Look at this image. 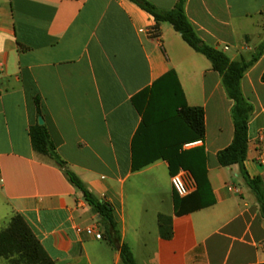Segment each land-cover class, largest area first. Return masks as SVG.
<instances>
[{"label": "crops", "instance_id": "0c3cea01", "mask_svg": "<svg viewBox=\"0 0 264 264\" xmlns=\"http://www.w3.org/2000/svg\"><path fill=\"white\" fill-rule=\"evenodd\" d=\"M148 1L171 10L179 0ZM185 10L201 40L232 61H249L264 43V0H186ZM171 70L188 106L205 112L195 148L206 151L215 198L180 215L166 161L132 170L142 122L132 98ZM263 74L264 53L241 89L254 108L245 167L264 183ZM233 105L210 61L129 0H0V230L19 214L58 264H123L82 192L33 149L29 130L42 117L69 169L113 205L137 264H264L257 198L239 166L217 159L234 138ZM160 217L171 220L170 239Z\"/></svg>", "mask_w": 264, "mask_h": 264}, {"label": "trees", "instance_id": "16d2710c", "mask_svg": "<svg viewBox=\"0 0 264 264\" xmlns=\"http://www.w3.org/2000/svg\"><path fill=\"white\" fill-rule=\"evenodd\" d=\"M129 1L151 15L157 26L161 23L170 24L193 50L210 61L213 70L221 76L227 96L234 103L232 108L234 138L230 146L218 153V163L224 168L239 166L246 184L257 198L264 219V183L261 178H251L245 167L249 123L254 108L244 97L241 89L245 73L263 55L264 43L257 48L249 61L245 59L232 61L222 51L201 40L187 17L186 0H179L171 10H161L148 0ZM262 80L264 82V74ZM132 103L142 117L132 143V170L138 171L162 159L169 164L172 176L180 170L190 173L197 190L184 198L177 196V199L180 198L179 202L176 201L177 215H180L178 208L201 209L215 204L208 180L207 155L204 147L184 150L185 144L205 138V112L202 108L188 106L176 72L169 71L152 87L134 96ZM35 104L40 116L42 113L39 99L35 100ZM29 134L33 149L52 159L65 172L70 182L82 192L85 201L99 217L103 239L120 252L122 263L137 264L129 245L122 242L114 219L113 205L96 198L82 180L69 169L68 163L58 154L45 125L35 124L30 128ZM159 233L163 239L172 237L170 219L159 218ZM0 260H6L7 264H58L47 254L19 214L14 215L8 225L0 230Z\"/></svg>", "mask_w": 264, "mask_h": 264}, {"label": "built area", "instance_id": "2783aa9c", "mask_svg": "<svg viewBox=\"0 0 264 264\" xmlns=\"http://www.w3.org/2000/svg\"><path fill=\"white\" fill-rule=\"evenodd\" d=\"M228 49V48H226ZM203 143L202 140L190 142L184 145V149H193L197 146H201ZM187 173L184 170H180L177 174L171 177V184L174 192L177 194L178 197L184 198L190 195L195 189L196 185L194 183H189L187 181ZM98 239H101V235L97 236Z\"/></svg>", "mask_w": 264, "mask_h": 264}, {"label": "water", "instance_id": "95a60500", "mask_svg": "<svg viewBox=\"0 0 264 264\" xmlns=\"http://www.w3.org/2000/svg\"><path fill=\"white\" fill-rule=\"evenodd\" d=\"M38 124L41 125V126L44 125V120H43L42 117H39V119H38Z\"/></svg>", "mask_w": 264, "mask_h": 264}, {"label": "rangeland", "instance_id": "374dc122", "mask_svg": "<svg viewBox=\"0 0 264 264\" xmlns=\"http://www.w3.org/2000/svg\"><path fill=\"white\" fill-rule=\"evenodd\" d=\"M5 261V263L7 264V261L6 260H4ZM139 263H140V260H139Z\"/></svg>", "mask_w": 264, "mask_h": 264}]
</instances>
